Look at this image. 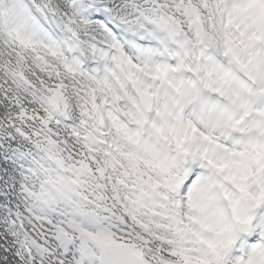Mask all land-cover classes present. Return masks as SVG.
I'll use <instances>...</instances> for the list:
<instances>
[{
  "label": "snow or ice",
  "instance_id": "1",
  "mask_svg": "<svg viewBox=\"0 0 264 264\" xmlns=\"http://www.w3.org/2000/svg\"><path fill=\"white\" fill-rule=\"evenodd\" d=\"M0 264H264V0H0Z\"/></svg>",
  "mask_w": 264,
  "mask_h": 264
}]
</instances>
